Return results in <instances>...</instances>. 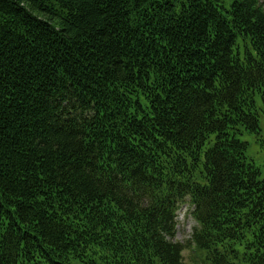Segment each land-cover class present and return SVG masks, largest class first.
<instances>
[{
    "label": "trees",
    "instance_id": "16d2710c",
    "mask_svg": "<svg viewBox=\"0 0 264 264\" xmlns=\"http://www.w3.org/2000/svg\"><path fill=\"white\" fill-rule=\"evenodd\" d=\"M258 98L264 0H0V264H264Z\"/></svg>",
    "mask_w": 264,
    "mask_h": 264
},
{
    "label": "rangeland",
    "instance_id": "374dc122",
    "mask_svg": "<svg viewBox=\"0 0 264 264\" xmlns=\"http://www.w3.org/2000/svg\"><path fill=\"white\" fill-rule=\"evenodd\" d=\"M259 109L264 108L262 99L258 98L257 101ZM260 127L261 134L258 133H245L242 139L248 143L247 154L251 162L255 164L261 170V179H264V112L260 110ZM192 206L190 204H184L178 211V234L177 239L183 243L190 239L193 227L195 226V220L192 215ZM184 257L186 264H198L196 262L199 259L196 253L191 249L184 250Z\"/></svg>",
    "mask_w": 264,
    "mask_h": 264
}]
</instances>
